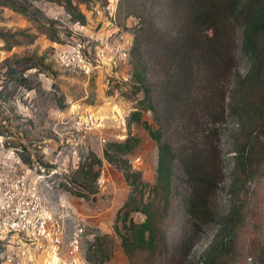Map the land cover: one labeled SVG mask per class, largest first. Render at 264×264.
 Listing matches in <instances>:
<instances>
[{"label": "rangeland", "instance_id": "374dc122", "mask_svg": "<svg viewBox=\"0 0 264 264\" xmlns=\"http://www.w3.org/2000/svg\"><path fill=\"white\" fill-rule=\"evenodd\" d=\"M72 3L84 21L69 13L63 0H0V34L7 36L0 38V264H154L147 249L130 254L122 243V236L130 235V219L138 224L146 218L141 211L124 212L129 201L149 203L157 231L167 233L164 251L153 256L156 264H171L170 256L176 259L186 250L188 260L197 261L226 221L232 254L225 264H264V155L253 177L234 176L236 150L250 137L264 149L262 120L248 125L227 105L251 67L241 32L235 33V66L223 82L225 118L215 123L204 118L216 130L212 141L221 156L222 178L210 199L217 219L194 231L192 243L183 208L190 191L183 166L173 159L170 193H162L159 144L148 128L160 124L133 77L141 56L163 116L162 139L185 138L182 106L175 99L181 85L171 52L160 51L180 33L184 6L173 7L172 0ZM22 58L26 61L16 65ZM191 77L195 83L199 78ZM260 107L257 102V115ZM135 111L140 117L132 116ZM90 115L93 121L86 124ZM127 138L130 150L116 146ZM33 195L40 197L36 213L46 221V232L11 229L14 213L29 211ZM55 224L63 227L56 251L50 237Z\"/></svg>", "mask_w": 264, "mask_h": 264}, {"label": "trees", "instance_id": "16d2710c", "mask_svg": "<svg viewBox=\"0 0 264 264\" xmlns=\"http://www.w3.org/2000/svg\"><path fill=\"white\" fill-rule=\"evenodd\" d=\"M61 1V0H54ZM65 1L69 13L78 21H84L85 16L72 0ZM7 4V3H5ZM11 6L15 5L10 1ZM183 4L185 17L182 16L179 34L168 38L160 49L171 52L170 62L174 63V73L179 79L175 88L180 109V133L186 134L177 142L164 141V122L161 112L153 102L151 84L145 75V64L141 56H136L133 77L138 82L136 89L145 94V107L152 110L159 122L157 130L148 126L151 136L159 144L158 181L161 182L163 192L168 196L171 183L172 161L177 160L184 169L190 191L183 204L185 219L192 231L189 238L195 241V233L202 226L216 222L217 216L210 206L211 196L215 193L222 171L221 156L217 146L213 143L216 137L215 129L208 127V122L215 123L224 120L226 115V98L228 89L224 80L232 73L235 66L236 31L241 32L242 49L251 60L248 74L239 78L235 87V97L227 104L230 109L248 125L256 122L264 126V0H172V6ZM6 35L0 34V38ZM135 49V47H134ZM26 58L16 63L22 65ZM191 75L198 76V80L191 81ZM25 81V79H24ZM25 84V83H23ZM180 89V90H179ZM261 100V101H260ZM234 102V104H233ZM261 102L262 113L256 114V103ZM140 117L135 111L132 116ZM205 119L208 120L206 122ZM261 128V127H260ZM261 135H264V127ZM259 132L258 126L254 129ZM188 134V135H187ZM163 137V139H162ZM122 150H130L133 146L131 138L116 145ZM264 149H259L250 137L249 143L236 150L234 176L239 181L254 176L257 166L261 164ZM128 177V176H127ZM159 190L157 185L154 188ZM165 190V191H164ZM133 202V201H131ZM127 202L122 209L141 211L146 218L141 223H134L131 219L127 228L129 237L123 235V245L131 254L136 248L147 249L152 262L158 263L155 256L162 253L167 246V233L157 231V214L149 203L131 204ZM164 210V206H163ZM128 214L126 213V216ZM164 213H160L163 217ZM227 221L220 223V227L208 248L197 261L188 260L189 250L180 256H170L171 264H225L232 254V249L225 232L230 230ZM189 232V233H190ZM130 264H134L131 262Z\"/></svg>", "mask_w": 264, "mask_h": 264}, {"label": "built area", "instance_id": "2783aa9c", "mask_svg": "<svg viewBox=\"0 0 264 264\" xmlns=\"http://www.w3.org/2000/svg\"><path fill=\"white\" fill-rule=\"evenodd\" d=\"M93 121L92 115L87 116L85 119V123L89 124ZM30 207L31 209L28 211L25 208L18 209L16 213H14V218L9 221V226L13 230H18L20 232H27L31 235L34 234L35 229L41 230V232L45 233L46 230L44 228V222H46L41 216L40 213H36V209L40 207V197L37 195H33L30 201ZM35 213H30V212ZM38 227V228H37ZM63 233V227L59 224L54 225V231L51 233V241L53 243L54 251H56V247H58L60 240H61V234ZM78 235V233H77ZM79 239L77 237L74 238L72 245L74 248L78 247ZM12 258H9L8 261H11Z\"/></svg>", "mask_w": 264, "mask_h": 264}]
</instances>
